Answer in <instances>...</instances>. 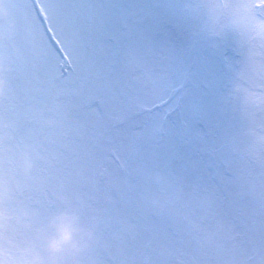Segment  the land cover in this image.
Listing matches in <instances>:
<instances>
[{
    "label": "snow or ice",
    "instance_id": "obj_1",
    "mask_svg": "<svg viewBox=\"0 0 264 264\" xmlns=\"http://www.w3.org/2000/svg\"><path fill=\"white\" fill-rule=\"evenodd\" d=\"M0 5V264H264V0Z\"/></svg>",
    "mask_w": 264,
    "mask_h": 264
},
{
    "label": "rangeland",
    "instance_id": "obj_2",
    "mask_svg": "<svg viewBox=\"0 0 264 264\" xmlns=\"http://www.w3.org/2000/svg\"><path fill=\"white\" fill-rule=\"evenodd\" d=\"M7 14H8L7 7L0 5V15H7ZM9 27L11 28L12 26L9 25ZM48 120H50V119H48ZM50 121H52V120H50ZM29 133H30V130H29ZM27 152L29 153V155L26 156V160L29 163L30 162V150H27ZM70 215L71 214H65L63 217H53L52 219L49 220L53 223V225H52L51 223L48 222L49 231L47 234V244L49 243V240H50V242H52L51 246H49L50 249L55 250L56 248H58L61 245L59 242H56L55 240L51 239L53 237L52 234L55 232L58 224H62L64 231H67L69 229L68 224L70 223V219H71ZM22 219H23V217H22ZM75 221H74V223H75ZM76 224H77V228H79L78 222H76ZM72 235L75 236V233H73ZM67 242H68V240H67Z\"/></svg>",
    "mask_w": 264,
    "mask_h": 264
}]
</instances>
